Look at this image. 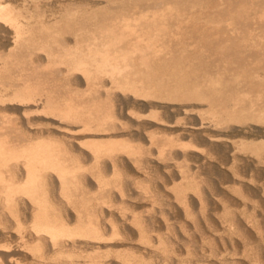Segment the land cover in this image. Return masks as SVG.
<instances>
[{"label": "bare ground", "instance_id": "bare-ground-1", "mask_svg": "<svg viewBox=\"0 0 264 264\" xmlns=\"http://www.w3.org/2000/svg\"><path fill=\"white\" fill-rule=\"evenodd\" d=\"M13 1L0 0V264H27L30 244L52 258L66 252L55 264H141L135 253L149 240L130 227L142 219L138 206H118L119 217L105 227L109 171L132 178V168L198 164L203 144L213 157L223 150L264 173V0H55L49 11L40 0ZM88 162L94 177L93 168L84 170ZM185 164L173 179L187 177ZM182 183L172 186L180 198L191 184ZM11 210L20 215L15 221ZM193 261L186 264H199Z\"/></svg>", "mask_w": 264, "mask_h": 264}, {"label": "rangeland", "instance_id": "rangeland-1", "mask_svg": "<svg viewBox=\"0 0 264 264\" xmlns=\"http://www.w3.org/2000/svg\"><path fill=\"white\" fill-rule=\"evenodd\" d=\"M15 1L19 3L20 1H23V0H14L13 2L15 3ZM43 1L40 0V2H42V7L44 6L43 7L44 9L45 8H48V10L46 9L47 11H49V9L51 7H56V6H54L55 5L54 4L55 0H49V1L47 0V2L45 1V4L46 5L43 3ZM50 1L53 3L52 6L48 4V2L50 3ZM200 108L201 107H197V109H199V111L200 110L203 111V109H200ZM180 113L178 115L176 114L175 116H177V118H178L179 115H180L179 118H181V117L183 118V116H184L183 113H181V114ZM194 117H195V119H194ZM192 118H193L194 121H198L199 119H201L200 116H198V115L197 116H193ZM196 118H198V119H196ZM237 137L238 136H236L235 138H237ZM188 138L191 139L192 137L191 136H187V137L184 138V141H188L189 140ZM194 139H195V137H193L191 140L194 141ZM197 141H198V139H197ZM198 146H200V144H198ZM202 146H203L204 149L206 148L203 144L200 146V148H202ZM200 148L198 149V151L201 150ZM203 148H202V150H204ZM219 149H221V148H219ZM202 150L199 152V154L202 156V159L199 162H197L199 165L196 164V163H194V161H192V160L191 161L188 160V164H187V160L186 161L184 160L183 162L180 161L181 163H180L179 166H181V167H183V165L185 164V162H186L185 166L188 167V165H189V168H190V166L191 167L194 166L193 168H190L191 170L189 168L184 167V170L185 171L188 169L189 170L188 172H190V173H187L186 172L187 173V177L190 174L189 175L190 177H188V179H187V177H185V178L182 179L179 176L177 178L173 179V176L176 173L178 175V173H179L178 170L179 169L180 170H183V168L182 169H181V167L178 168V166H176V167L173 166V170H172V168H170L171 170H169V168L167 169V168H163L161 166L159 169L162 168V170L160 171V170H158V168L155 169V167H151L152 166L151 165V166H149V168L151 167V169H149L148 167L145 168L147 170V173L149 172L148 175L147 174L145 175L146 170H141V169H138L137 170L136 169V171H135L134 170L135 168H132L133 169V173H132L133 175L131 174V176L134 177V178L132 177L133 178V181L136 179L135 182L130 181V180H132V178L131 177H127V172L124 171L125 169H123V171L121 170L122 171L121 174H120V172L118 173V176H120L119 178H118V176L115 177L116 174L114 175V174H112L111 171H109L108 172V175L107 174L105 175V176H108V177H106V178L103 177L104 179L109 180L107 182H109L110 185H108V183L106 182V180L104 181L108 185L107 186L105 184L106 188L108 187L109 190L111 189L110 190V195L107 198H105L106 201H107L106 205L108 206V204H110L109 206L111 207L109 209V206H108V211H107L106 218H105V221H106L105 222V227H106V229H109L111 222L112 221H115V218H117V216H118L117 214L118 213H116L117 212L116 210L118 209V206H120L119 207V210H123L124 209L123 211H127L128 212V207H130V205L131 206L132 205H135V206H138L139 207V208L136 207L138 209V211H139V212L137 211L138 213L136 212L137 213L136 215L139 214V217L141 216L140 218H142L144 220V222H141L142 229H143L144 226H146L147 228L145 227L144 229L148 233L145 234L144 233L145 230H141L140 231L141 228H139V225H141V224L138 225V223H140V221L142 219H140L139 217H137V218L140 219V221H138V223H137L136 219H135V222H134V220L131 221V223H130L131 226L130 227H131V229H133V232L136 231V229L137 230L139 229V232H142L143 231L142 232L143 233V235H142L143 236V239L146 238V239L149 240L148 243H144V245L146 244L147 248L148 247L151 248V249L148 248V249L145 250L144 248L139 247V251L135 253V257H136V254H139V255H137V257L140 256V258L139 257L138 258L136 257L138 259V262H139V259H141V258L147 261L146 262V261H144V260L141 259V261H142L141 264H147V263L148 264H179V263L180 264H184V263L186 264V263H189L188 262L189 260L190 261H193L194 260L193 263H197L199 257L201 258V259L199 258V260H200V261H198L199 264H204V263H206V264H211V263L212 264H224L225 262H226L225 264H243V263L244 264H262V263L264 264V262H262V259L264 257V219H263L264 218V208H263L264 200H262V202H263L262 203L258 199L260 197L261 198H264V194H263L264 190H262V189H264V187H263L264 186L263 185L264 182H262L263 181L262 179H264V173L263 172H256L254 170L255 169L254 168V165L252 164V162L250 161V159H247V158L244 159L245 160V162H244L245 165H244L243 163H241V161H244V160H240L239 157H237L235 159H232V156L229 153H226L224 151L225 156H227L226 158H224L225 157V156L223 157L224 154L221 153V152H223V150H221V151L218 150L222 155L218 152L219 154L218 155L217 154H214V156L215 155L218 156L217 158H219L220 160H221V157L224 158V159L222 158V161H220V160L218 161L215 158L216 156L213 157L212 156V153L208 151V148H207V152H205V150L202 152ZM209 154H211V155H209ZM203 156H204V159H206V160H204V162H207L206 164L208 166L205 163L202 162L203 161ZM213 158H215V159H213ZM210 160H212V161H210ZM223 160L225 162H227V163H224ZM232 160L233 161L235 160L234 163H233ZM89 163L90 162L86 163L87 165L84 164V170L87 171V173L89 172V175H90L91 174V172H90L91 170L90 169L93 168L92 170H94V171H92V176L94 177V175L97 174L96 173L97 172L96 171L97 168L94 169L95 166L93 167V165L90 164L92 166L91 167L90 165H88ZM231 163H233L232 164L233 166L231 165ZM237 163L240 164V165H238ZM248 163H250V164L247 165ZM181 164H183V165H181ZM203 165H206V166H203ZM241 165H243L244 167L241 166ZM86 166L87 167L89 166L90 168H87ZM236 166L237 167L240 166L241 168H239V167L237 168ZM249 166H251V167H249ZM239 169H242L241 170V174L239 173L240 172ZM151 170H153V171H156L157 170L158 173H155L153 171L151 172ZM201 170H202V172H201ZM253 170H254V172H253ZM142 171L145 172V173H142ZM163 171H164V173H163ZM167 171H169V172H167ZM185 171H183V172H185ZM134 172H136L135 174H137V175H135ZM150 172L152 173V175H150L151 174ZM122 173H124L125 176ZM168 173H170L169 175L171 176L170 178H172V179H170V178L167 177V176H169ZM192 173H193V175H191ZM242 173H244V174H242ZM140 174L143 175V176H140ZM164 174H166V175H164ZM232 174L233 175L234 174L235 175L238 174V176L237 175L236 176L235 175L232 176ZM255 174H256V176H255ZM129 175L130 174H128V176ZM163 175H164V177H163ZM242 175H243V178L240 179L242 177ZM244 175H246V178H245ZM144 176H147V179ZM251 176H252V178H251ZM258 176L261 177V179ZM123 177H125L127 180H124L125 178H123ZM155 177L158 178V179H156ZM197 177H199V178H197ZM233 177H235V179H233ZM236 177L240 181L242 180L243 184H245L246 186L247 185L248 186L251 185L253 187V189L256 190L257 193H254V195L256 194L255 197L254 196L253 197L251 196V195H253V193H248V195H247V192L246 193H245V191L243 192V190L240 188V185L238 183H236V182L239 181ZM120 178H122L123 180L120 179ZM142 178H143V180H142ZM190 178H194V179H192V181L197 179L196 182H199V184H200L199 186L200 187L198 186V183H195L193 185L192 183H194L195 181L191 182V179ZM248 178L252 179V181L250 179H248ZM176 179L179 180V181H177ZM180 179H182L181 182H180ZM186 179L192 185L189 184V182H187ZM243 179H245L246 182L243 181ZM112 180H113V182H112ZM119 180H120V182H119ZM121 180L122 181H125V184H126V185L124 184L125 187L122 186ZM173 180H175L174 182H176V183H173ZM234 180H236V181H234ZM114 181H116L115 182L116 185H114ZM117 181H118V183H117ZM248 181H249L250 184L248 183ZM252 182H253V184H251ZM254 182H255V184L257 183L260 186L262 184V186L259 187L257 184L254 185ZM181 183L185 186V188H187L190 185V188L189 187L188 188L191 189V190H189L188 188L187 189H184V194L186 193L185 190L186 191H189V192H187V195L185 194L186 197H184L185 198V204L183 202L184 201V198L183 197H181V198L179 197L180 195L182 196V194H179V190L178 189H180V188H178L177 190H174V188L176 186L175 184H181ZM185 183H187L189 185L186 186ZM259 183H261V184H259ZM120 184H121V186H120ZM196 184H197L196 187H199L200 192L203 191V192H201L202 195H201L200 192H197V191H199L198 188H193ZM236 184H237V186H236ZM173 185H175V186L173 187V190H172V186ZM191 186H193V187H191ZM160 187H161V189H159ZM236 187H237L238 190L240 188V190H242V193H241V191H239L240 192L239 193L238 190H236ZM202 188H203V190H202ZM260 188H261V190H260ZM38 189L40 190V187L39 188L36 187L35 188V190H36L35 192H37ZM192 189H195L194 192H196V193L192 192L193 191ZM205 190H207V191H205ZM259 190H260V192H259ZM121 191H123V192H121ZM141 191H143V192H141ZM173 191L176 192V193H173ZM204 191L207 192V194H205ZM112 192H114L113 193L114 196H115V194L118 195L121 192L120 193L121 195L119 194L121 197L118 195L119 197L115 196L116 197L115 198L114 196H112ZM144 192H146V193H144ZM160 192H161V194H160ZM177 192H178L179 196H175L174 195V194L178 195ZM197 193L200 194V197L198 195H195ZM203 193L205 194V197H206V195L211 196V197L214 196L213 197L214 199H211V197L209 198L208 196H207L208 198L206 197L207 198L206 199L203 196L204 195ZM238 193L240 195H238ZM223 194H224V198H223ZM258 194H259V196H258ZM189 195H191V196H189ZM193 195H195V196H193ZM196 196H198L197 198H199V201L196 198ZM201 196H203L204 198L201 197ZM227 196L228 197L231 196V197L228 198ZM238 196L239 197L241 196V197L238 198ZM112 197H113V199H112ZM176 197H177V199H176ZM241 198H242V201H241ZM179 199L182 200V202L179 201ZM200 199L203 201L202 203H200L201 202ZM231 199H233V200H231ZM42 200H44V199L42 198ZM47 200H51V204L53 202V204H52L53 207L56 206V205H54L56 202L53 201L52 198H50V199L47 198ZM236 200L239 201L240 203L238 204L236 202ZM245 200H247V201H245ZM44 201H42V202H44ZM122 201H124V202H122ZM229 201H232V202L235 201V203H237V205L234 206L235 203L233 204L231 202H230L231 203V205H230ZM42 202H41V204L43 205ZM46 202L48 204H46ZM46 202H44V205L45 206L47 205V207L49 206L48 209L53 208L50 205V202L49 201H46ZM186 202L188 203V205H187ZM224 202L226 204V205L224 204L225 206H223V203ZM37 203L40 204V202H37ZM94 203L95 202H93V204ZM114 204L115 205L118 204V205L115 206ZM125 204H126V206H125ZM199 204H201L202 206L201 205L199 206ZM204 204H206V205H204ZM84 205H86V204H84ZM121 205L124 206V207L121 208L122 207ZM74 206H77V203ZM112 206H114V207L112 208ZM184 206H185V208H187L188 212H186L187 210L184 208ZM204 206H206V207H205V209L203 208V210H202L201 207H204ZM226 206H227V209L229 211H231L230 208L233 209L231 211V213H229V216H228L227 210H225L226 209ZM125 207H126V209H125ZM200 209L202 210L203 213L201 212ZM112 210H115V211H112ZM141 210H143V211H141ZM145 210H147V211H145ZM184 210H186V211H184ZM222 210L223 211H226V212H223ZM239 210H241V211H239ZM9 213H11V212L9 211ZM186 213H188V214H186ZM225 214H226V217H225ZM233 214L235 216H237V217H235V220L233 218V216H234ZM11 215L9 214V216L13 217L16 214L13 215V211H12ZM17 215L15 217H20V215H18V216ZM115 215H116V217H115ZM15 217H13L14 219H12V218L11 219L13 221H15ZM107 217H108V219H107ZM231 218H232V220H231ZM241 218H243V219H241ZM98 219H100L99 216H98ZM236 219H237V224H236ZM238 219H240V221H238ZM109 220H111V221H109ZM233 220H234V222H232ZM243 220H246V223H244ZM230 221L232 222L231 224H230ZM238 222H240V224L242 223L243 225L241 224V226H240L238 224ZM147 223L151 227V230L149 229L150 227L148 226ZM134 224L137 225L138 228ZM6 229H8V228H5V230ZM9 230H11V229H9ZM149 234H150V236H147ZM135 235H136V232H135ZM144 235H146V237ZM76 236H77V234H76ZM135 237H137V236H135ZM134 240H136V239H133L132 241L135 242V243L136 242L138 243V240H136V241H134ZM29 246L31 247V248L29 247L30 249H28L30 253L28 254V251H27V254L28 255H26V259H25V263H27V264H30L29 263V260H30L29 258H31L30 261H34L35 264H36V262L39 264L38 261H40V262H41V260L42 261H45V259L46 260L49 259L50 262H48V263H51V261L53 260V262L51 264H55L54 259H55V261L58 260V262H60L61 260H64V259L67 258L66 256L65 257L63 256V254L66 253V252H63V254L61 253V255L63 257H60L61 256L60 254H59L60 256L58 254H53L55 257L58 256L59 258H57V257L56 258L55 257L52 258L53 256L51 255V253L49 255V254H46L47 252H45V253L42 252V251H46V250H42L41 251V254L39 253V251L41 249H44V247L43 248L41 247V249H40V246H37V245L35 246V248H33L32 246H34V245L31 246V244ZM32 249H33V252L36 251V249L37 250L39 249V251L38 252L36 251L37 253L36 252L33 253L32 252ZM195 249H197V250H195ZM195 251H197V252H195ZM235 251H236V253H235ZM31 253H33V254L30 255ZM67 253H69V251ZM71 253L74 254V255L72 254L73 256L76 255L75 254L76 252L74 253L73 251H70V254ZM140 253L141 254L143 253L144 255L142 254L143 255L142 256V255H140ZM233 253H235V254H233ZM245 253L248 256L250 254H251L250 256H253L252 254H254V256H257L258 255V257H254L253 256L252 258L250 257V259H249V257ZM34 254H35V256H34ZM36 254H37V256H41L42 258L41 257H36ZM45 254H46V256H45ZM221 254L222 255L224 254L225 257L222 256ZM259 254H260V256H259ZM42 255L45 256V257H47V258L43 257ZM64 255H66V254H64ZM202 255H204V256L202 257ZM259 257H260V259H259ZM40 258H41V260H40ZM62 258H64V259H62ZM202 258H204V259L202 260ZM221 258L225 259V261L223 259H221ZM233 258H234V260L236 259L237 263H236V261H235V263L232 262ZM178 259H180V260L178 261ZM184 259H185V261H184ZM253 259H254V261L256 260L255 263H254ZM257 260L259 262L260 261L261 262L259 263ZM148 261L149 262L152 261V262L149 263ZM221 261H223L224 263H222ZM263 261H264V259H263ZM34 263H31V264H34Z\"/></svg>", "mask_w": 264, "mask_h": 264}]
</instances>
